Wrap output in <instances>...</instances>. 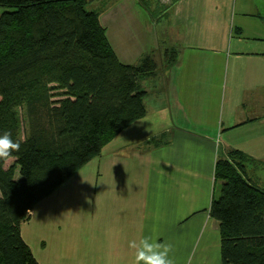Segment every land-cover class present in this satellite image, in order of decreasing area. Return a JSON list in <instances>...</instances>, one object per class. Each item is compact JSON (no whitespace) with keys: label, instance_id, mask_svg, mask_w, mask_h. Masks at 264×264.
<instances>
[{"label":"crops","instance_id":"obj_1","mask_svg":"<svg viewBox=\"0 0 264 264\" xmlns=\"http://www.w3.org/2000/svg\"><path fill=\"white\" fill-rule=\"evenodd\" d=\"M87 1L121 63L155 62L145 114L34 205L22 239L40 264H134L129 243L147 235L175 264H221L216 160L236 149L264 165V12L172 0L156 19L139 0Z\"/></svg>","mask_w":264,"mask_h":264},{"label":"trees","instance_id":"obj_2","mask_svg":"<svg viewBox=\"0 0 264 264\" xmlns=\"http://www.w3.org/2000/svg\"><path fill=\"white\" fill-rule=\"evenodd\" d=\"M87 4L0 0V134L21 144L9 167L0 161V264H40L20 233L34 205L145 114L139 79L155 62L121 63ZM249 162L260 164L233 149L215 163L221 264H264V189L246 175Z\"/></svg>","mask_w":264,"mask_h":264},{"label":"clouds","instance_id":"obj_3","mask_svg":"<svg viewBox=\"0 0 264 264\" xmlns=\"http://www.w3.org/2000/svg\"><path fill=\"white\" fill-rule=\"evenodd\" d=\"M21 144L12 139V134L5 131L0 134V161L7 162L19 153ZM129 247L135 250L134 264H175L171 253L173 246L147 235L139 242L131 241Z\"/></svg>","mask_w":264,"mask_h":264},{"label":"rangeland","instance_id":"obj_4","mask_svg":"<svg viewBox=\"0 0 264 264\" xmlns=\"http://www.w3.org/2000/svg\"><path fill=\"white\" fill-rule=\"evenodd\" d=\"M172 0H142V3L146 11L150 13V15L155 16L156 18L161 17L164 13L166 14L167 9L169 7V4ZM240 0H237L236 2V12H237V17L239 16V7L238 3ZM258 4L256 5V9L263 13L264 12V0H257ZM88 9L94 10V6L91 3L87 4ZM4 10L3 7H0V13ZM152 16V17H153ZM167 52V51H166ZM166 55V61L169 59V51L165 54ZM168 63V62H167ZM57 98V97H56ZM262 107V106H261ZM226 155V154H225ZM14 162V158L8 160L5 162V167H9L12 163ZM245 170L249 172L250 176L249 179L251 181H254L256 185L261 187V189H264V165L263 164H257L255 162H249L245 163ZM15 177H18V172L16 171Z\"/></svg>","mask_w":264,"mask_h":264}]
</instances>
